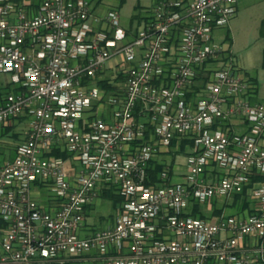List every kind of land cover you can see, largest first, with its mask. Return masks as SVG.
I'll return each instance as SVG.
<instances>
[{
	"label": "built area",
	"instance_id": "1",
	"mask_svg": "<svg viewBox=\"0 0 264 264\" xmlns=\"http://www.w3.org/2000/svg\"><path fill=\"white\" fill-rule=\"evenodd\" d=\"M99 5L0 0V73L14 87L0 124L29 119L0 164V264H264V102L215 38L238 0H156L136 32ZM183 141L185 180L166 166L151 183L152 164ZM104 189L122 199L115 224L83 235ZM237 196L250 207L190 215Z\"/></svg>",
	"mask_w": 264,
	"mask_h": 264
},
{
	"label": "rangeland",
	"instance_id": "2",
	"mask_svg": "<svg viewBox=\"0 0 264 264\" xmlns=\"http://www.w3.org/2000/svg\"><path fill=\"white\" fill-rule=\"evenodd\" d=\"M106 4H109V7H117L121 23L124 27L130 26L133 20V13L135 7L139 4L137 0H127L124 3L119 5L120 0H105ZM151 0H140V4H147ZM238 18L232 23V30L228 27L217 30L215 38L221 41L226 42V45H232V55L236 58L237 61L246 60L252 58L253 63L256 61V68L250 69L249 73L254 76H260L262 80V90L264 91V69L261 67V45L264 43V38L261 36V24H259V19L264 16V0H238ZM230 25V24H229ZM231 30V31H230ZM230 34V40L227 39V35ZM258 49V53H257ZM8 76L0 73V91L5 94L9 91L7 87V78ZM257 101L256 98L253 100ZM0 130L1 126H0ZM3 139L6 141H13L12 137L4 136ZM177 179L175 178L174 182ZM220 204V203H219ZM217 204L216 208L213 206L212 210L205 205H202V213L205 217L220 216L221 214H237L242 209L241 202L230 203L224 202L221 203V206ZM219 205V206H218ZM221 209L218 211V209ZM95 211L92 213L103 214L101 216L100 222L96 224L98 228H105L109 225H112L116 219V209L113 208L110 201L99 199L95 206ZM67 264H104V262L94 256H83L77 259H74Z\"/></svg>",
	"mask_w": 264,
	"mask_h": 264
},
{
	"label": "crops",
	"instance_id": "3",
	"mask_svg": "<svg viewBox=\"0 0 264 264\" xmlns=\"http://www.w3.org/2000/svg\"><path fill=\"white\" fill-rule=\"evenodd\" d=\"M104 1L105 0H102L100 2L99 7H98V12L100 14L105 13L106 10L110 6L109 4H106ZM126 1L127 0H125V2ZM155 1L156 0H151V2L141 5L140 0H137V2H139V4L134 9V13L132 15L133 16L132 23L130 26H126L125 28L128 29L130 32H133V31L136 32L137 28L139 26H141L144 21H147L148 11H149L150 7L155 3ZM120 4H121V0L119 2V5ZM238 12H239V10H238ZM237 18H238V13L235 16V18H233L230 22L229 28L231 30H232V23H234L233 21H235ZM263 20H264V16L259 19V24H261ZM262 38H264V37H262ZM230 48L232 50V45ZM260 48H261V52H262L260 64L262 67L264 43L261 45ZM257 53H258V49H257ZM237 62L239 64L240 68L244 72H247L250 75H252V74L249 73V70L256 68V66H257L256 64L258 63V61H256V63L254 64L251 57L246 59V60H241V61H237ZM6 76H8V75H6ZM252 77H254L257 80V92L254 94L253 100H254V98H256L257 102H264V91L262 90V85H261V81H260L262 79L260 76L252 75ZM7 78H8V80L6 82L7 83L6 85L9 88V91H11L14 87L10 83V77L8 76ZM4 95L5 94H3L0 91V102H1V99ZM0 126L2 129V130H0V164H2L5 162H8V161H12L16 158L19 146L27 139V133L29 130V119L27 117L23 116V117L18 118L15 121H13L9 125L0 124ZM236 128L240 131H244L246 129V127H244V126H240V127H236ZM4 136L12 137L13 141L12 142L6 141V139H3ZM181 143L174 142L173 145L171 146L170 150L168 152L160 155L158 160H156V163L162 164L164 166V168L166 166H169L171 168V176H172L171 181L172 182H174L175 178L178 180V181L176 180L177 182L184 181L185 176L187 175L186 158L192 151V144L187 143L186 145H184L185 147H182ZM34 191H35V194L39 198L40 201H42L43 203L48 201L49 193H47L46 190L43 189L41 186H39V185L35 186ZM116 196H117V198L119 197V195L114 190L104 189L101 191L100 198L107 200V201H110L113 208L117 210L118 204L116 201ZM216 205H217V203L214 202L213 206L215 208H216ZM219 205L221 206V203ZM95 206H96V204L94 206H91L88 209V214H87V219H86L87 230L84 232L83 235H90L93 232H95L96 230L102 229V228L96 227V224L98 222H100L101 216H103V214H97V215L95 214V216H93L92 213L95 211V209H94ZM114 224H115V220H114L113 224L109 225V226H113ZM2 252H3V248H2V245L0 243V254ZM89 256L96 257L95 254H90ZM44 264H54V263H44Z\"/></svg>",
	"mask_w": 264,
	"mask_h": 264
},
{
	"label": "trees",
	"instance_id": "4",
	"mask_svg": "<svg viewBox=\"0 0 264 264\" xmlns=\"http://www.w3.org/2000/svg\"><path fill=\"white\" fill-rule=\"evenodd\" d=\"M96 1L97 3H100L102 0H94ZM125 0H121V3H124ZM261 36L264 37V20L262 21L261 23ZM227 39L230 40V34L227 35ZM262 68L264 69V51H263V62H262ZM250 75V74H249ZM252 77V75H250ZM253 80L255 81V83L257 84V80L252 77ZM257 92V90H256ZM187 143H190L189 141H183L181 144H182V147H185L184 145H186ZM54 155L56 156H59V157H63V158H68L69 157V154L68 153H61L60 151H54L53 152ZM164 169V166L162 164H158V163H153L152 164V168L150 170V175H151V183H160L161 180H160V173L161 171ZM240 197L237 196L236 199H235V203H237L239 201ZM121 197L119 196L117 198L116 196V201H117V204H119L121 202ZM116 204V205H117ZM118 206V205H117ZM250 207V203L249 201H247L246 199L242 202V207L241 209H245V208H248ZM221 210V209H218V211ZM220 213V211H219ZM190 215L192 216H195V217H205L202 213V207L201 205H199L198 203H194L192 208H191V211H190Z\"/></svg>",
	"mask_w": 264,
	"mask_h": 264
}]
</instances>
